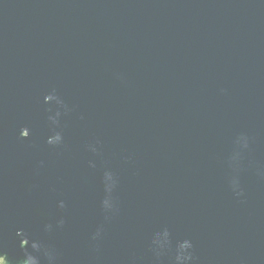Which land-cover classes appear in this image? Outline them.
<instances>
[{
    "label": "water",
    "instance_id": "obj_1",
    "mask_svg": "<svg viewBox=\"0 0 264 264\" xmlns=\"http://www.w3.org/2000/svg\"><path fill=\"white\" fill-rule=\"evenodd\" d=\"M0 253L264 264V0H0Z\"/></svg>",
    "mask_w": 264,
    "mask_h": 264
},
{
    "label": "clouds",
    "instance_id": "obj_2",
    "mask_svg": "<svg viewBox=\"0 0 264 264\" xmlns=\"http://www.w3.org/2000/svg\"><path fill=\"white\" fill-rule=\"evenodd\" d=\"M20 244L22 247L26 246L28 244V240L26 238L22 239L20 241ZM35 245L36 242L34 241L32 247L34 249H38V247H36ZM5 255L6 254L4 253H0V258H3V264H5V260H4ZM21 264H39V259L36 256L32 255L31 253H26L25 258L21 261Z\"/></svg>",
    "mask_w": 264,
    "mask_h": 264
}]
</instances>
